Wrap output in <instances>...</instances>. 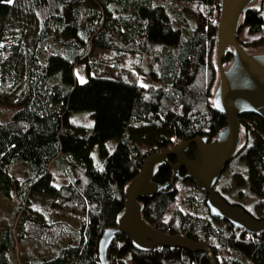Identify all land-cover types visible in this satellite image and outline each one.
I'll return each instance as SVG.
<instances>
[{
	"label": "trees",
	"instance_id": "16d2710c",
	"mask_svg": "<svg viewBox=\"0 0 264 264\" xmlns=\"http://www.w3.org/2000/svg\"><path fill=\"white\" fill-rule=\"evenodd\" d=\"M218 7L219 0L0 1V193L25 203L26 192L42 190L53 207L83 218L72 227L27 216L21 225L18 216V242L28 236L31 248L15 256L4 228L0 264H99L100 236L116 226L124 188L146 156L197 136L209 141L226 126L211 104ZM236 40L246 52L264 43V0L244 10ZM230 60L227 47L222 64ZM238 121L241 141L228 162L231 174L219 177L220 190L262 219L264 121L253 113ZM194 151L190 143L183 154L192 159ZM15 162L28 172L21 180L10 174ZM239 162L245 175L234 169ZM174 163L167 156L157 165L152 180L169 186L138 198L141 216L157 230L208 243L217 264H264V231L249 233L191 211L193 201L206 209L205 193L183 168L172 180ZM55 175L68 180L55 186ZM176 182H189L196 193L180 196ZM241 183L249 202L232 197ZM66 236L74 240L62 245ZM43 248L54 254L41 256ZM106 258L109 264H208L204 252L137 248L123 233L114 235Z\"/></svg>",
	"mask_w": 264,
	"mask_h": 264
},
{
	"label": "water",
	"instance_id": "95a60500",
	"mask_svg": "<svg viewBox=\"0 0 264 264\" xmlns=\"http://www.w3.org/2000/svg\"><path fill=\"white\" fill-rule=\"evenodd\" d=\"M252 1L219 0L215 35L218 77L211 104L217 112L224 115L226 126L209 142L197 136L146 156L139 172L124 188L123 208L117 216L116 226L104 229L100 236L97 250L99 264H109L106 250L116 233L128 236L137 248L162 246L182 248L190 252L200 251L206 253L208 264H217L208 243L193 241L183 234L170 235L157 230L141 216L142 205L138 198L156 194L169 186L152 180L157 165L166 163L167 156L175 157V163L171 166V179L174 180L178 169L183 168L185 176L204 191L205 205L210 216L224 219L232 226L243 228L249 233L264 231V217L254 218L242 206L229 204L212 189L239 145L241 128L238 115L253 113L264 121V53H248L236 40L242 13ZM227 47L231 50V60L223 67L222 56ZM190 143L195 146L192 159L183 154Z\"/></svg>",
	"mask_w": 264,
	"mask_h": 264
},
{
	"label": "rangeland",
	"instance_id": "374dc122",
	"mask_svg": "<svg viewBox=\"0 0 264 264\" xmlns=\"http://www.w3.org/2000/svg\"><path fill=\"white\" fill-rule=\"evenodd\" d=\"M3 1V0H0ZM8 2V1H5ZM251 34H248L246 32L242 33V37H250ZM248 53H254V54H263L264 53V43L261 46H258L256 48H246ZM228 63H223V67H226ZM80 69H76V73H79ZM81 76V75H80ZM241 141V138H240ZM113 144V142H112ZM96 149H93L91 152V155L95 156ZM239 162L238 165L234 168L236 171L239 172V175H245V170L243 168V163ZM231 168H233V161L230 162L225 166L223 171L221 172L222 176L225 177L228 174H231ZM26 169L21 163L15 162L11 169L10 174L14 180H21L24 178V176L27 174ZM68 178L65 175H55L52 179V182L55 184V186H58L62 183L67 182ZM176 187L178 189V193L180 196H183V194L188 192H194L196 193V190L191 187V184L189 182H176ZM238 192H236L232 197H234L235 200H238L239 202H249L251 200V195L248 192L246 186L244 183H241L238 185ZM233 193V191L231 190ZM235 192V191H234ZM15 197V196H13ZM26 202L21 203L15 198H5L0 193V231L4 228H8L10 230V233L12 235L13 242H15L14 246V253L15 256L20 257L24 256L26 251L30 250L31 248V242L32 239L28 236H24L20 242H18L17 237V227H18V216H24L22 218V224L25 225L26 223V216L27 217H33L41 222H66L72 227H76L83 221V218L80 216L71 214L67 211L58 210L55 207L52 206L51 202L53 201V197L48 195L47 193L43 192L42 190H36V191H28L26 192ZM181 206L184 209H187L186 204L183 202L181 203ZM191 211L197 212L200 215L206 214V209L203 207V205L199 201H193L192 205L190 207ZM28 225V224H27ZM28 229L31 228L28 226ZM28 230H26L27 234ZM68 236L65 237L64 241L62 242V245L68 244L67 242H73L74 238H70ZM36 246H39V243H36ZM42 250V253H44L46 256L50 255L52 251H50L48 248L40 249V252ZM31 254V252H29ZM27 253V254H29ZM43 256V254H41ZM40 256V257H41ZM26 259H31L28 255L25 256ZM19 260L22 262V259L19 258Z\"/></svg>",
	"mask_w": 264,
	"mask_h": 264
},
{
	"label": "flooded vegetation",
	"instance_id": "af4514ba",
	"mask_svg": "<svg viewBox=\"0 0 264 264\" xmlns=\"http://www.w3.org/2000/svg\"><path fill=\"white\" fill-rule=\"evenodd\" d=\"M206 142H209L206 140ZM195 153V151H194ZM225 168V167H224ZM223 171V170H222ZM221 175V174H220ZM219 175V177H220ZM219 177L217 178L216 182L214 183V185L212 186V189L213 191H215L216 193H218V195L223 198L225 201H227L229 204H238V202H231V201H228L225 199V196L223 195V193L221 192L220 190V185H219ZM210 214H209V211H208V208L206 207V218L209 217ZM221 219V218H220Z\"/></svg>",
	"mask_w": 264,
	"mask_h": 264
},
{
	"label": "crops",
	"instance_id": "0c3cea01",
	"mask_svg": "<svg viewBox=\"0 0 264 264\" xmlns=\"http://www.w3.org/2000/svg\"><path fill=\"white\" fill-rule=\"evenodd\" d=\"M3 1H8V0H3ZM43 249L45 250V248H43ZM41 254H42V250H41ZM53 254H54V252H51L50 255H48L47 257H51Z\"/></svg>",
	"mask_w": 264,
	"mask_h": 264
},
{
	"label": "snow or ice",
	"instance_id": "6c2138e0",
	"mask_svg": "<svg viewBox=\"0 0 264 264\" xmlns=\"http://www.w3.org/2000/svg\"><path fill=\"white\" fill-rule=\"evenodd\" d=\"M9 3H11V0H8Z\"/></svg>",
	"mask_w": 264,
	"mask_h": 264
}]
</instances>
